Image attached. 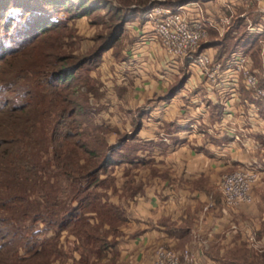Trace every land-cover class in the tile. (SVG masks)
Here are the masks:
<instances>
[{"label": "trees", "instance_id": "obj_1", "mask_svg": "<svg viewBox=\"0 0 264 264\" xmlns=\"http://www.w3.org/2000/svg\"><path fill=\"white\" fill-rule=\"evenodd\" d=\"M197 1L163 0L148 5L149 0H0V63L27 48L48 46L29 70L12 71L10 81L20 78L18 73H27L30 79L25 86L8 85L5 92L10 94L9 101L0 108V240L6 247L4 257L0 253V264L62 262L65 255L58 243L65 232L74 238L72 251L81 255L77 264H88V254L99 257L106 249L108 234L116 235L125 216L107 202L106 181L100 179L112 162L106 160V141L103 137L91 140L82 129L80 120L92 114L85 107L87 97L81 93L86 80L83 73L98 68L104 53L121 45L127 24L136 22L142 27L146 8L161 5L176 9ZM64 13L70 21L94 15L95 24L107 31L91 54L76 57L64 53ZM262 37L248 33L245 20L238 17L224 37L211 44L218 47V58L234 52L250 55L264 74L258 43ZM186 77L172 92L182 88ZM240 91L251 100L249 92L242 87ZM217 110L220 119L222 109ZM52 177L63 184L54 195L45 189ZM34 224L52 234L41 237ZM104 224L109 225L108 231ZM50 238L54 243L48 244ZM215 260L218 264H258L254 252L245 245Z\"/></svg>", "mask_w": 264, "mask_h": 264}, {"label": "crops", "instance_id": "obj_2", "mask_svg": "<svg viewBox=\"0 0 264 264\" xmlns=\"http://www.w3.org/2000/svg\"><path fill=\"white\" fill-rule=\"evenodd\" d=\"M140 29L136 22L126 25L121 47L111 59L127 65L130 73L115 79L110 75L117 103L107 114L111 132L103 134L109 150L106 160L112 162L100 179L108 183L107 202L124 214L125 222L118 225L116 235L108 234L110 243L99 257L87 255L88 264H149L159 246L189 248L200 253L205 264H218L215 258L242 245L261 264L264 204L257 193L262 173L256 171L254 202L236 209L223 205L219 183L226 173L253 170L251 162L264 152L258 145L264 138V112L257 115L260 121H250L241 91L239 99L224 91L213 95L203 85L190 90L185 80L172 92L186 76L184 66L166 67L163 51L143 40ZM216 34L203 47L217 56L218 47L211 43L224 36L217 39ZM209 204L212 207L206 210ZM103 229L110 227L104 224ZM250 234L257 241L255 249L247 242ZM68 239L74 241L72 236ZM75 253L70 264L81 259Z\"/></svg>", "mask_w": 264, "mask_h": 264}, {"label": "built area", "instance_id": "obj_3", "mask_svg": "<svg viewBox=\"0 0 264 264\" xmlns=\"http://www.w3.org/2000/svg\"><path fill=\"white\" fill-rule=\"evenodd\" d=\"M201 4L197 1L178 5L176 9L161 5L146 8L143 13L144 23L140 29L145 35L143 40L153 41L163 51L166 67L178 63L184 66L190 90L203 85L209 94L215 95L224 91L225 96L233 95L239 99L240 89L244 88L251 96V100L243 101L248 107L249 120L260 121L257 115L261 111L264 112V74L255 68L250 55L234 52L229 57L224 55L218 58L212 50L203 47L208 40L209 28L216 31L219 37H223L232 23L231 17L226 16H219L215 21L208 19L210 13ZM260 4L258 1L254 15L258 18L255 21L247 15H242L241 18L245 20L248 33L263 36L258 43L259 59L264 71V3ZM147 35L152 38L146 39ZM223 101L219 103L223 105ZM256 102L262 103L263 106L259 107ZM233 138L239 139L235 135ZM257 181L258 174L254 170H236L224 174L219 183L223 205L228 209L251 205L254 202L253 190ZM211 207L212 204H209L205 209ZM232 230L235 231L236 227H232ZM247 242L250 248H257L253 234L247 237ZM149 264H205V262L200 253L189 248L175 251L159 246L155 248Z\"/></svg>", "mask_w": 264, "mask_h": 264}, {"label": "rangeland", "instance_id": "obj_4", "mask_svg": "<svg viewBox=\"0 0 264 264\" xmlns=\"http://www.w3.org/2000/svg\"><path fill=\"white\" fill-rule=\"evenodd\" d=\"M153 1L159 2L163 0H149L148 5ZM170 1L178 3L179 0ZM258 1H260V5H263L264 0H198L200 4L202 3V7L204 5V8L207 9V12L210 13L208 15V19H213L215 21L217 20V18H219V16H226L227 18L231 17L232 24L235 18H241L242 15H247L250 19H252L254 15H256L255 11L257 9ZM67 18L68 17L66 13L61 16V19H65L67 22V36L62 40V44H64V48H66L64 50V53H71L76 57H82L91 54L101 43V35H106L107 31H103L101 26L95 24L96 18H94V15H91L90 17H83L74 21H70ZM215 34V32L209 34L208 40H212ZM216 35L217 39L221 38L218 36V34ZM139 42L141 43V41ZM47 47L48 46H42L40 48L36 47L33 50L27 48L24 50V52L19 53L14 58H9L4 63H0V108L3 107L4 109V105L9 101L10 94L5 92V89L8 87V85L17 83V86H25L27 80L30 79V76L27 73H18L20 78L15 79L12 77V80L10 81L9 77L10 74H12V71L15 69L29 70V68H31V64H35L38 62V55L42 51H46L45 48ZM120 47L121 45L113 48V50L111 49L107 54H105L106 56L104 57V63L98 68L91 69L89 71V74L87 73L88 75L86 74V72L83 73V75H85L86 77V80L85 87L81 89V93L82 95H84V97H87L88 104H86L87 106L85 107L92 114L88 116H83L84 118L80 121L83 123V131L85 132V134L87 132L86 135H88V133L90 134L91 140H95V137L99 139L102 138L103 134L107 132V129H109V132H111V128L109 127L111 125L107 123L109 120L107 119V114L111 115L110 108L112 107V104H115V102L117 103V101L114 100V93L112 91V84L115 83V80H113L112 78H118L119 75H121L122 73L123 75L124 73L125 75H128V73H130V70L127 65L125 66L124 64L122 65L120 63H114L111 60L113 56H115V54L119 51ZM110 75L112 76V78H110ZM131 77L132 79L134 78L133 75ZM169 79L173 81L174 78L171 77ZM126 97L127 96H125L124 100H126ZM102 102H105L106 104L108 103L109 107H106ZM12 104L13 102H10V104H8L9 107ZM98 113L99 115L96 116V114ZM110 119V123L113 125V122H115L113 121V117H111ZM106 125L108 126L106 127ZM259 142L262 143L258 144L259 147L264 151V138L260 139ZM92 143L93 142L91 141V145H93ZM251 158L252 157H250L249 161L252 160ZM251 163L253 165L250 167L251 169L257 171L258 173H262V186L258 188L257 194L263 198H261V200L264 204V152L260 154V157L254 159ZM51 170L54 171L53 168H51ZM104 186H108V183H106V185ZM62 187L63 184H60V179L57 177H52L49 183H47L45 189H47L46 192L50 193L51 195H54V191H60L62 190ZM37 203L39 205V203L41 202ZM26 225L28 224L25 223V226ZM33 226V229L35 231L40 232L41 237H48L52 234L51 230L44 229L41 224H34ZM81 226L82 225H79V229L81 228ZM50 239L48 241V244L54 243V240L52 238ZM59 241L60 242L58 243V248H60L62 254L65 255L64 260L62 262L53 261L52 255L51 260L53 262L51 261V264H70L71 254H73V252H76V255H80V253L78 251H72L73 243L70 239H68V234H66V232L63 233ZM2 243L3 242L0 240V253L3 256V254L6 253V247H3ZM261 264H264V253L263 258L261 259Z\"/></svg>", "mask_w": 264, "mask_h": 264}]
</instances>
